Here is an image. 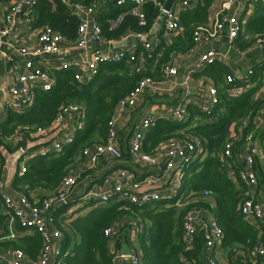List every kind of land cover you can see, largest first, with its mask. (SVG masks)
<instances>
[{
  "label": "trees",
  "instance_id": "obj_1",
  "mask_svg": "<svg viewBox=\"0 0 264 264\" xmlns=\"http://www.w3.org/2000/svg\"><path fill=\"white\" fill-rule=\"evenodd\" d=\"M9 1L0 0V6ZM69 1L71 4L80 3L86 6L93 4V0ZM216 1L202 0L196 8L181 12L180 21L184 33L173 37L171 44L161 39V44L153 52L144 51L141 47L137 53L138 57L140 53L143 54L141 60L126 58L119 63L103 64L99 67L97 76L89 82L75 80L71 71L56 70L55 86L48 92L36 90L30 109L8 110L6 119L0 123V155L3 162H7L5 152L14 156L33 143L35 146L39 143L49 145L54 140L51 135L37 138L35 132L38 128L52 129L63 107L75 105L85 113L84 127L75 134L71 144L64 146L59 153L49 151L38 156L27 164V170L22 175L17 168L14 190L28 197L30 192L37 190L48 193V196L52 195L62 180L83 162L84 151L88 147L105 145L108 142L109 127L116 116L120 101L145 78L162 81L164 69L172 58L188 54L195 48L193 34L197 29H205L204 26L209 22V10ZM109 6V11L101 14L99 18L106 40L120 38L129 32H148L161 14L160 5H145L143 11L146 25L142 26L136 16L129 14L131 4L118 7L117 1H114ZM33 14L34 29L48 26L70 42L77 39L79 20L71 14L70 7L63 0H39ZM122 15L125 16L118 25L109 23L108 20L114 21ZM244 26L245 35L239 37L234 45L239 51H245L255 40L264 37V6L261 3L256 4L254 15ZM254 68L255 75L250 76L248 81L253 82L257 74L264 73V67ZM3 71L4 66L0 63V73ZM203 74L213 80L219 89V104L213 113L207 115L195 107H190V116L184 122L158 119L143 143V151L150 155L175 138L197 140L201 143L203 154L187 164L182 186L176 197L168 201H152L145 206L127 202L111 205L94 203L90 205L94 206L91 213L79 217L76 215L80 211L70 213V204L61 206L53 215L55 225L63 235L58 262L113 264L108 255L105 230L121 220L128 222L138 219L144 226L141 236L143 264H185L183 257L195 264H208L202 232L195 237L193 249H188L184 241L185 214L200 211L211 213L222 230V254L230 264L250 263L258 242L264 240V222L257 228L252 227L240 214L242 194L246 188L238 179L237 187L226 167L220 163L218 154L224 149L230 131L234 138L241 136L236 145V153L249 134L254 132L253 142L260 147L262 153V157L257 155L254 158V169L258 179V191L264 195V129L255 131L257 116L264 107V97H256L261 84L258 83L254 88L241 93L239 88H244L246 82L236 80L228 84L225 81L226 85L223 86L228 69L220 62L208 66ZM240 126L243 128L240 129ZM17 135L21 137L17 146H14L13 139ZM2 175L0 166V184L5 183ZM210 198L213 203L208 201ZM178 203L184 205L183 208H179ZM167 205L170 207L167 208ZM11 217V210L0 198V251L22 250L31 261H38L43 242L37 232L23 229L15 222L13 228L16 238L6 239L10 233ZM127 233L128 228L123 229L119 235V247ZM76 237L79 242L71 249Z\"/></svg>",
  "mask_w": 264,
  "mask_h": 264
},
{
  "label": "built area",
  "instance_id": "obj_2",
  "mask_svg": "<svg viewBox=\"0 0 264 264\" xmlns=\"http://www.w3.org/2000/svg\"><path fill=\"white\" fill-rule=\"evenodd\" d=\"M39 0H10L5 10L0 12V63H7L10 57L6 54L10 48L20 55H31L32 58L45 56H58L69 50H79L89 54L85 61L62 60L60 69L71 71L75 80L79 82H89L97 74L99 67L103 64L119 63L126 58L136 60L139 52L137 49L128 50L120 47L118 49L106 48L108 43L113 40H106L103 36L102 28L97 20L98 5L96 0L90 6L77 5L76 14L79 18L78 37L74 42L68 41L62 34L55 32L48 26L40 29H34L33 11ZM168 0H117V5L122 7L129 2L133 7L131 13L139 19L142 26L146 25V16L143 8L147 4L160 5L161 14L157 19H161L163 28L172 36H179L184 33V28L180 21V14L196 8L202 0H178L176 4L168 11L164 9ZM235 3L237 0H229ZM252 5L261 3L264 6V0H248ZM230 4H224L217 13L216 20L210 31L202 29L195 30L193 41L195 48L206 44H211L217 40L224 31H227L229 47L234 48L235 42L239 37L245 35L244 23L241 21L237 12L229 13ZM121 19H119V22ZM31 31L37 33V41L34 48L25 50L15 46V38L20 34ZM139 38L143 34H137ZM144 51L153 52L155 50L152 44L142 45ZM253 48L264 50V37L255 40ZM228 59V53L210 50L205 53L197 63L198 70H203L215 62H225ZM11 60V57L9 58ZM29 59L23 64V70L19 76V83L22 88L16 85H10L7 78L0 74V106L6 98L8 107L11 110H28L33 106L34 93L36 90L44 92L50 91L56 84L51 72L36 65ZM142 62H145L142 59ZM14 73V69L10 74ZM163 80L155 81L152 78H145L140 81L137 87L118 104L116 116L109 127L108 142L105 145H95L88 147L84 151V160L79 164L71 174L67 175L58 186L57 190L48 197L41 198L39 195L24 194L9 195L5 183L0 184V198L5 206L11 210V220L9 222L10 233L7 240H14L16 232L14 231L15 222L23 229L34 230L37 232L43 242L42 251L38 261H31L22 250L0 251V264H61L58 262L60 255V246L63 240L62 232L56 227L54 221V212L61 206L69 204V198L74 194L79 179L83 174L94 171L103 159L110 158L119 160L122 153L119 149L120 132L117 127V117L124 115L129 109L138 107L143 99L152 96L157 92H166L173 94L180 84L177 83L178 66L175 61L170 62L163 72ZM251 76L253 72L250 71ZM247 77L238 81L246 82ZM7 79V80H6ZM188 80L183 83L186 86L185 95L188 102L175 107H169L165 114L164 111L143 116L134 126L130 139V154L139 166L147 169L159 168L162 164L165 166L167 180L160 190L144 191L147 185L146 180H140L136 173L130 170H120L111 178L107 179L104 186L92 187L82 195L75 196L77 200L75 206L70 207V213L77 212L81 207H86L94 203L108 204L132 203L138 206H145L152 201L171 200L176 197L178 190L182 186L183 173L187 164L199 158L202 154L201 143L197 140L185 138H175L168 141L162 148L150 155L143 151V143L149 131L158 119H169L176 122H184L189 118L188 103L193 98V92L188 87ZM228 84H232L236 79L232 75L226 77ZM264 97V88L259 91L257 98ZM193 104L199 110L207 115H211L219 104L217 89L212 85L208 89V96L198 97L193 100ZM85 113L82 108L71 105L63 107L56 117L52 129L38 128L35 132L36 137L51 135L54 140L49 144L29 146L21 149L19 155H22L19 162V173L22 175L27 170V164L37 158L52 151L59 153L64 146L71 144L75 134L84 127ZM4 115L0 112V123L4 122ZM264 129V107L260 110L256 122L255 131ZM52 132V134H49ZM253 134H249L245 143L241 146L239 152H235L240 137L232 140L227 139L224 149L218 154L219 161L226 167V170L232 172L235 177L243 183L246 188L242 194L243 201L240 208V214L246 222L252 227H259L264 222V195L258 191V179L254 169V158L260 152V147L253 142ZM20 135L13 139L14 146H17ZM1 152V151H0ZM0 155V166H1ZM238 173H235V170ZM167 181V183H166ZM36 193V191H33ZM31 193V192H30ZM73 198V199H74ZM72 199V200H73ZM179 208L184 205L178 203ZM123 208V207H122ZM128 228L126 244L130 254H124L121 247L118 246V238L123 229ZM184 241L188 249L194 248L195 237L202 232L204 235L205 249L208 264H221L222 262V240L223 233L218 227L214 216L211 213H201L200 211H190L183 218ZM144 233V226L140 220L134 219L129 222L121 220L112 227L105 230V237L108 242V255L112 258L113 264H143V250L141 236ZM185 264H195L182 258ZM246 264H264V240H260L253 251V258Z\"/></svg>",
  "mask_w": 264,
  "mask_h": 264
},
{
  "label": "crops",
  "instance_id": "obj_3",
  "mask_svg": "<svg viewBox=\"0 0 264 264\" xmlns=\"http://www.w3.org/2000/svg\"><path fill=\"white\" fill-rule=\"evenodd\" d=\"M114 1H117V0H96L95 1L96 4L98 5V11L96 15L98 22H99L100 15L103 13H107L109 11L110 3ZM63 2L68 4V6L70 7L71 14L77 17V19L79 20L76 14L75 8L77 5H80V3L71 4L69 0H63ZM7 4L0 6V12L5 10ZM126 4H130V3L127 2ZM224 4H230L229 13L233 14L234 12H237L240 16L241 21L244 23V25L255 13L256 5H252L251 3H249L248 0H237L235 3L230 2L229 0H217L209 10V22L206 26H204L205 29H202L203 31H210L211 27L213 26L216 20L217 13L222 9ZM83 6H86V5H83ZM131 10L132 8L130 9L129 14H132ZM124 16L125 15L119 16L114 21L113 20H108V21L109 23H111V25L116 26L119 24V19L122 20ZM33 17H34V14H33ZM245 33H246V30H245ZM173 37H176V36L167 34V32L163 28V23L161 19L159 18V19H156L155 23L153 24V26L148 32L143 33L142 38L137 37L136 33L129 32L128 34L120 38L114 39L111 43H108L106 45V48L118 49L120 47H123L128 50L137 49L139 51L142 45L149 43V44H152L154 48L156 49L157 46L161 44V39H164L165 43L171 44ZM36 41H37V33L35 31H31V32L16 36L15 46L19 48H24L25 50H27V49L34 48ZM210 50L228 53V59L225 62H222V64L228 69V75H232L236 80H239L243 77L251 76L249 75L250 71H252L253 74L255 75L254 67L256 66L264 67V50L254 49L253 45L249 47L248 49H246L245 51H239L238 49H233L229 47L227 31H224L221 34V36L218 37L217 40L211 44L197 46L188 54L174 56L171 62L175 61L176 66H178L177 83L180 84V86L177 88V90L173 94H167L166 92H157L156 94L152 96H147L143 99L142 103L138 107H136L135 109H129L124 115L117 117V127L120 132L119 149L122 153V158L119 160L110 159V158L103 159L101 163L98 165V168L96 170L82 176L79 179V182L76 187V190L74 191V194L69 198L70 206L76 205L77 200L74 198L75 196L77 197L80 194L82 195L89 188L104 186L105 181L111 178L116 172H119L120 170L121 171L130 170L131 172L136 173L137 177L140 178V180H146L147 185L145 186L144 191L160 190L163 185L165 187V180H167V176H166L165 166L163 164L159 168H151V169L143 168L142 169L139 166V164L136 163L135 160L132 158L130 154V144L129 143H130V139L133 133V129H134L135 124L143 116L147 114L154 113L156 111H161V110H163L165 114L166 110L169 107H175L180 104L182 105L186 104L188 102V99L186 98V95H185L186 86H184L183 83L187 81L188 78H189L188 87H190V89L193 92V96H194L193 98H191L192 100H190L187 105L188 110L190 107H195L199 110V108L193 104V100H196V98L198 97H201V98L207 97L208 89L210 86L213 85L217 90H219L216 87L215 82L203 74V71L208 66L204 68L203 70H198L196 67L200 58ZM6 54L11 57V60H9L10 58L9 57L7 59V63H1L4 66V71L0 74L3 77L10 80L9 82L10 85L12 86L16 85L17 87L21 86L19 88H22V85L18 81H19V76L21 75L22 70H23V64L25 63V61L29 59H34L33 61L36 63L37 66L42 67L46 70H49L54 80L56 81V76L54 72L56 70H61L60 63L62 60L85 61L89 58L88 53L82 52L79 50H69L68 52H65L64 54H59L58 56H53V57L45 56V57H39V58H32L31 55L26 56V55L17 54L15 52V49L13 48L8 49ZM140 56H141V53L139 54V57ZM12 69H14V73L11 75L10 72ZM256 77H257L256 80L253 81L251 84L250 83L246 84V86L242 89L239 88L240 89L239 93H241V91L242 92L248 91L254 88L255 86H257L258 83H260L261 86L257 92L258 94L259 91H261L264 88V73L257 74ZM225 78H224L223 86L226 85ZM223 86L221 88H223ZM257 94H256V97H257ZM8 110H11V109L8 107V103L5 98L0 106V112L2 113V115H4L5 119H6ZM242 128L243 127H241L240 129ZM231 134H233L232 131L229 132L228 138L232 137ZM238 137H240V135L233 138L232 140ZM32 145L35 146L34 143ZM258 156L262 157L261 149H260V152L258 153ZM21 158H22V155H19V154L14 155L13 159L16 164L15 173L14 174L9 173L6 177H2L5 180L8 194L12 196L19 194L17 191L14 190L13 187H14L15 175L17 172V168L19 169L18 165H19V162L21 161ZM11 159L9 161L13 162V160ZM2 162L3 161L1 160V164ZM3 163H7V162H3ZM227 172L230 178L236 183L237 187H239L237 183L238 180L235 177V175L232 172H229L228 170ZM235 173H236V170H235ZM30 195L32 196L39 195L41 198H43V197L48 196L49 194L46 192L44 193L43 191L37 190L36 193L31 192ZM208 201L212 202V199L210 198L208 199ZM112 203H116V202H112ZM105 205H108V204H105ZM169 207L170 206L167 205V208ZM85 208H87L85 209V211L89 210V212H87V215L91 213L92 210H94L90 205L86 206ZM57 211L58 209H56L54 213H56ZM82 213L83 212L80 211L78 215H82ZM78 215H76V217H78ZM73 242L74 243L71 245V249L73 248L75 244L79 242V238L77 237L74 238ZM221 264H230L229 260H227L223 254H222Z\"/></svg>",
  "mask_w": 264,
  "mask_h": 264
},
{
  "label": "rangeland",
  "instance_id": "obj_4",
  "mask_svg": "<svg viewBox=\"0 0 264 264\" xmlns=\"http://www.w3.org/2000/svg\"><path fill=\"white\" fill-rule=\"evenodd\" d=\"M232 135V137L230 138V139H233L234 138V136H233V134H231ZM4 155H6V158H7V163H3L2 162V169H3V177H6L9 173H15V170H16V168H15V166H16V164H15V161H14V159H13V157L12 156H10V154L9 153H7V152H5V154ZM12 158V159H11ZM13 160V162L12 161H9V160ZM3 161V160H2ZM12 164H14V165H12ZM79 182V181H78ZM75 190H76V188H75ZM108 204H110V203H108ZM92 208L94 207V206H91ZM89 208V207H88ZM85 209H87V208H85V207H81L80 209H78L77 211H81V212H83L82 213V215H78V217L79 216H86L87 215V212H89V210L88 211H85ZM75 213V212H74Z\"/></svg>",
  "mask_w": 264,
  "mask_h": 264
},
{
  "label": "water",
  "instance_id": "obj_5",
  "mask_svg": "<svg viewBox=\"0 0 264 264\" xmlns=\"http://www.w3.org/2000/svg\"><path fill=\"white\" fill-rule=\"evenodd\" d=\"M177 1L178 0H168L165 4L164 9L166 11L170 10L176 4ZM19 87H21V86H19ZM121 242H122V250H123L124 254L129 255L130 251H129V248L126 244V238H122Z\"/></svg>",
  "mask_w": 264,
  "mask_h": 264
}]
</instances>
